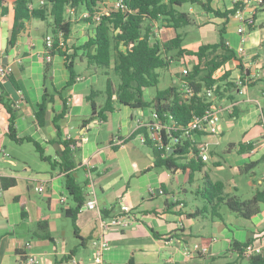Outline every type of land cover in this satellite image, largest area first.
Instances as JSON below:
<instances>
[{"label": "crops", "instance_id": "1", "mask_svg": "<svg viewBox=\"0 0 264 264\" xmlns=\"http://www.w3.org/2000/svg\"><path fill=\"white\" fill-rule=\"evenodd\" d=\"M233 1L211 0V6L214 9H230L234 6ZM263 9L264 6L256 8L254 25L244 44V56L236 53L240 35L236 31L239 23L233 14L229 15L222 34L226 46L233 50L237 58L223 66L230 70L229 78L234 80L247 71H259V77L249 84L244 93L234 88L231 91L232 100L226 96L213 100L212 103L223 107L219 135L194 133L191 137L195 143H209V158L204 161L201 172H206L213 181H222L225 193L236 194L242 199L251 198L257 190L264 189V18L260 24L257 23V14H264ZM79 13L72 18L74 22L67 39V52L76 54L73 68L76 60L83 63L85 59L87 62L85 52L79 48L94 33L93 25L80 21ZM187 13L192 20L190 24L201 31L208 25L219 26L223 22L222 18L205 13L201 7L200 11H196L192 5ZM191 14H195L199 21ZM12 21L13 10L9 2L6 14L2 15L0 9V62L11 64L12 73L8 81L0 86V96L11 106L17 135L36 140L44 155L57 164L61 161L58 151L63 149V145L54 142L56 130L52 119L55 113L62 110L65 99L68 109L59 120L61 138L74 140L77 147L73 149L76 150L73 151L75 166L69 171L62 170L59 165L52 167L42 159L45 164L30 163L17 148L11 149L15 158L7 157L10 155L1 152L4 146L10 148L11 142L16 145L30 142L16 143L7 136L9 115L0 101V164L3 165V168L0 165V187L3 177L16 180L14 185L6 189L1 187L0 191V264H23L24 257L29 253L42 255L44 264H58L68 254L78 264H220L235 259L231 251L233 241L245 243L257 233L264 232V203H260L259 211L248 219L228 209L223 211V207L220 208L221 218L213 217L205 211L204 199L199 204L188 205L186 189L173 187L172 178L166 172L168 169L153 166L151 148L142 143L137 135L134 136L137 120H147L152 108L116 107L115 112H106L105 121L94 119L83 124L82 121L92 111L86 98L93 94L91 90L97 91L94 97L96 104L101 105L104 101L105 85L100 83L98 89L93 86L99 83L98 74L101 71L105 73V70L87 62L89 73L74 69L76 82L70 89L63 90L70 75L64 57L53 51L51 61L46 62L43 58V37L50 32L47 24L34 18L25 21L14 45L7 47ZM157 26L155 23L153 29ZM155 34L159 39L167 40L175 32L172 28L160 27ZM214 42L217 41H200L193 47L191 43H183V47L196 49L201 43ZM186 58L184 56L183 59ZM44 90L52 94L53 100L47 105L46 125L39 127L35 111L42 101ZM230 105L231 113L225 109ZM116 138L123 142L118 143ZM249 143L253 144L250 149L246 147ZM211 157H214L215 169L206 167ZM17 158L25 160L21 170L18 169ZM87 165L92 167L95 175L98 209L81 207L76 214L78 238L73 224L68 228L63 224V218L67 216L62 209L72 208L75 204L68 196L66 204H59L58 197L67 194L64 187L67 173L84 189ZM79 168L82 169L80 182ZM42 181L45 182V189L38 193L34 186ZM123 204L133 206L137 212L128 227L112 228L105 233L109 248L104 251L102 261L95 263L91 239L99 232L98 216H112L119 212ZM40 220L47 221L51 239L39 236L36 228ZM212 237L216 240L213 241ZM26 242H30V248L24 246ZM194 242L206 246L208 252L187 255L185 245ZM237 264H249L248 258L238 259Z\"/></svg>", "mask_w": 264, "mask_h": 264}, {"label": "trees", "instance_id": "2", "mask_svg": "<svg viewBox=\"0 0 264 264\" xmlns=\"http://www.w3.org/2000/svg\"><path fill=\"white\" fill-rule=\"evenodd\" d=\"M105 0H0L1 14L8 11V3L11 2L13 10V21L10 34L7 39V47L14 45L19 32L24 28L25 21L34 18L44 21L54 37L53 51H57L64 57L65 65L69 70V79L63 90H68L76 82L77 74L74 71L73 64L76 54L67 52V39L71 32L73 19L66 15L67 9L72 8L76 13L88 11L90 17L80 21L91 23L94 27V33L90 36L79 49L85 52L84 56L87 62L95 65L97 68L104 69L105 74L111 71L117 77L114 83L110 77L106 78L105 89L103 90L104 101L101 105L96 104L95 96L97 91L91 90L92 95H87V100L91 105V114L82 121L83 124L94 119L105 121L106 112H112L115 106L123 105L132 109L152 108L160 117L166 118L164 114H171L173 120L179 125H187L194 113H202L208 108L213 100L207 98L204 94L185 100L179 90L178 85H171L162 90H156L151 100L143 98V90L147 87L156 86L159 81L158 68H165L171 64L173 54L177 59L184 56L195 58L191 70L185 75L196 92L204 88L215 85L214 97L221 99L227 97L233 99L231 91L236 87L232 79L229 78L230 70H226L220 77H216L215 72L232 59H237L233 50L229 49L223 39L225 24L229 15L234 14L239 7L236 2L230 9H214L211 6V0H122L125 4L124 9H112L109 7L108 14L100 16L98 21L92 19L93 14L100 11V6ZM200 6L205 13H212L213 16L222 18L221 27L218 28L219 40L214 43H201L196 49L183 47V35L179 29L189 25L192 20L190 14L180 10L183 4ZM264 6V0L258 5ZM257 6V7H258ZM264 11V9H263ZM256 13V12H255ZM255 19V14H254ZM79 21V20H78ZM157 23V27L154 24ZM160 27L172 28L175 35L167 40H161L156 37L155 31ZM61 34L66 41L64 48H58L57 35ZM77 49V48H76ZM75 50V49H74ZM47 73V66H46ZM47 74L45 79H47ZM52 94L44 90L42 101L38 103L35 111L37 125L43 127L46 125L47 105L51 102ZM8 112L7 136L16 143L30 142L38 152L40 159L46 160L53 167L59 165L62 170L69 171L74 166L73 150L70 145L75 143L72 139L61 138L59 120L67 113L65 99H63L62 110L55 113L52 123L56 130V139L54 142L61 143L63 149L58 151L61 161L55 164V161L44 155L40 144L31 137H19L14 125V114L9 103L2 99ZM139 132H145L143 128L136 130L134 136ZM163 134V144H153L149 140L145 144L151 148L154 157L153 166L164 167L175 171L188 169L189 178L194 171H202L204 161L198 156L195 144L189 138L180 139L179 143H174V150L168 152L172 144L170 139ZM132 136V137H134ZM245 146L244 144H240ZM252 143L246 144L250 149ZM76 149V148H74ZM15 178H1V187L6 189L14 185ZM64 187L68 198L75 204L72 208H63L65 216L72 221L74 233L78 236L75 225L76 214L83 207L85 196L82 187L78 185L72 175L65 174ZM198 194L205 200V211L213 217L221 218L220 208L225 206L230 212L242 218H250L260 209V203H264V189L257 190L255 194L248 199H242L236 194L224 192L222 181H213L210 176L203 172L202 187L198 189ZM37 231L39 236L48 238L47 221L37 222ZM249 241V240H248ZM240 243L233 241L231 251L235 254V259L227 260L220 264H237L238 259L242 258V249L248 242ZM71 254L65 257V260L71 259ZM249 264H264V252L248 258ZM213 264V263H210Z\"/></svg>", "mask_w": 264, "mask_h": 264}, {"label": "built area", "instance_id": "3", "mask_svg": "<svg viewBox=\"0 0 264 264\" xmlns=\"http://www.w3.org/2000/svg\"><path fill=\"white\" fill-rule=\"evenodd\" d=\"M263 0H240L233 1L234 4L239 2V7L236 9L233 16L238 21V26L236 28L237 33L240 35V45L236 48V53L239 56L245 55L244 44L248 37L252 26L254 25V14L256 12L257 6ZM109 7L112 9H124L125 4L122 0H105L101 6L100 11L93 14L92 19L98 21L100 16L108 14ZM69 17L72 19L76 16V11L72 8L67 9ZM90 17V13L86 10L81 11L78 14L79 19H87ZM44 44V61L49 62L52 60L53 54L52 49L54 48V37L52 34L47 33L43 37ZM227 44V43H226ZM66 41L61 34L57 35V46L58 48H64ZM12 73V66L9 63L0 62V86L6 83ZM188 73V69L184 68L179 77V90L182 93V97L187 100L194 95L200 96L204 94L207 98L214 100V89L215 85L211 87L204 88L202 91L196 92L193 86L189 83L187 79H184L185 75ZM259 71L253 73L245 72L242 76H237L233 82L236 85V89L239 93H244L250 83L254 82L259 77ZM1 93V92H0ZM225 109H229V113L232 112L231 105L226 106ZM223 107L218 106L215 103H211L208 108L203 110L202 113H194L187 125L179 126L172 118L171 114H164L166 118H162L159 114L152 110L150 117L147 120L138 119L137 128H143L145 132L137 133L139 140L145 144L146 140H149L153 144H163V134H166V138L170 139V147L168 152L174 150V143H179L182 138L191 139L194 133H201L207 135H219L220 133V112ZM118 143H122L123 140L116 138ZM192 141V140H191ZM193 142V141H192ZM197 148L198 156L206 161L209 158V143L208 142H193ZM72 149L76 148V143L70 145ZM2 154L8 155V153L1 150ZM1 175V171H0ZM45 182L42 181L34 186L35 191L41 193L45 189ZM95 175L90 165H87L85 170V185L83 194L86 197L83 207L89 210H97L96 196H95ZM1 191V187H0ZM67 194H61L58 197L60 204H66ZM137 211L135 208L129 204H123L120 207L118 213L105 217L103 215L98 216V235L91 239V245L94 249V261L95 263H100L102 261L103 253L109 248V242L105 238V233L112 228H124L128 227L133 216ZM213 241L216 240L215 237L211 238ZM25 247L30 248V242H26ZM208 248L201 245L198 242H194L191 245H185V253L187 255L191 254H206ZM264 252V232L257 233L252 240L248 241L242 249V256L249 258L255 255L262 254ZM44 258L40 254L29 253L24 257L23 264H44ZM58 264H78L73 259H67L59 262Z\"/></svg>", "mask_w": 264, "mask_h": 264}, {"label": "rangeland", "instance_id": "4", "mask_svg": "<svg viewBox=\"0 0 264 264\" xmlns=\"http://www.w3.org/2000/svg\"><path fill=\"white\" fill-rule=\"evenodd\" d=\"M191 6H192L191 4H187V3L183 4L180 7V10L187 12ZM193 6L196 9V11H200V6H198L196 4ZM191 16L197 22L199 21V18L195 14H191ZM263 18H264V14L262 12H259L257 14V23L260 24L263 21ZM219 27H221V25H219V26L208 25V26H206L204 31L203 30L201 31L198 29V27L196 25L190 24L188 26H185V27L179 29V32L184 35L183 43L184 44L191 43L192 44L191 47H193V45H197L198 43H200V41H203V42L218 41L219 40V34H218V28ZM184 32H186V34H184ZM172 54H173V60L171 61V64L168 67L157 69V72L159 74L158 84L156 86L147 87L143 90V98L145 100H150L151 98H153L155 93H156V90H162V89H165L171 85H179V77L181 75L182 70L184 68L191 70L192 65L195 62L194 57L187 56V58L184 60L183 59L184 57L182 59H177L175 57L174 53H172ZM83 63H80L78 60H76L74 69L77 72H83V73L87 74V73H89V70L86 69L87 62L85 59H84ZM224 71H225V68L222 67V68L218 69L214 75L216 77H220ZM108 74H109L108 76L112 79V81H114V82L117 81V77L113 74V72L110 71ZM106 75L107 74L103 73L102 71L98 74L99 83L94 84V86H93L94 89H98L100 87V83H101V85H105V78L108 77ZM88 91H90V90H88ZM116 107L122 108L123 105L117 104L115 106V108ZM128 109H131V108L128 107ZM115 111H116V109L112 112H115ZM10 144H11V146H13L12 148H11V146L9 148V146H7V145L3 147L4 151L6 153H8V155H10L7 157H9V158L14 157L15 158L16 156H15V154H13L11 149L17 148V150H19L20 153L26 159H28V161H30V163H34V164L37 163L38 165L39 164H45L40 159L38 153L35 151L32 144L24 143L22 145H16L14 142H11ZM16 160L18 162V169L21 170L25 166V164H24L25 160L22 158H17ZM213 160H214V157H211L209 159V161L206 162L207 168H210V169L216 168L214 163H213ZM1 166L3 168V165H1ZM77 171L79 174L78 181L80 182L82 179V169L79 168ZM166 172L168 173L169 177L172 178L173 187H176L177 189H181L182 187H184L186 189L185 199H186L188 205L191 206L193 203L199 204L203 201L202 200L203 198L201 197V195L198 194V189L202 187L203 172L194 171L192 176H191V181H189L188 169H186L185 171L178 170L177 172H174L172 170H166ZM217 172L221 173V174H228V172L225 173V171H217ZM96 188L98 190V187H95V189ZM173 189H175V188H173ZM243 197L247 198L249 196L244 195ZM224 210H227V208L225 206H223V211ZM63 224H65V226H67V228L70 227L72 225L71 219L69 217H64L63 218ZM31 237L33 238V236H31Z\"/></svg>", "mask_w": 264, "mask_h": 264}]
</instances>
